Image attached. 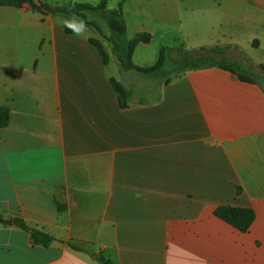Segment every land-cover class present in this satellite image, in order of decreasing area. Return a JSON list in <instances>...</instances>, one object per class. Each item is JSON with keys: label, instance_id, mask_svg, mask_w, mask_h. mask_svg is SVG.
Wrapping results in <instances>:
<instances>
[{"label": "crops", "instance_id": "0c3cea01", "mask_svg": "<svg viewBox=\"0 0 264 264\" xmlns=\"http://www.w3.org/2000/svg\"><path fill=\"white\" fill-rule=\"evenodd\" d=\"M123 10L129 39L150 36L137 66L163 48L232 45L229 57L259 77L190 69L145 96L132 84L155 87L156 74L124 68L92 26L85 38L68 32L79 17L0 4V105L11 112L0 264H100L101 251L118 264H264V0H125ZM111 79L132 92L126 107ZM220 205L253 209L250 229L215 215ZM16 217L53 242L34 243Z\"/></svg>", "mask_w": 264, "mask_h": 264}, {"label": "trees", "instance_id": "16d2710c", "mask_svg": "<svg viewBox=\"0 0 264 264\" xmlns=\"http://www.w3.org/2000/svg\"><path fill=\"white\" fill-rule=\"evenodd\" d=\"M125 0H121L119 6L115 9L108 7L107 0H101L97 4L89 2H69L52 4L43 0H0V4L22 8L27 6L31 11L41 14L66 13L76 15L86 22L88 26L94 27L103 37V28L101 25L89 18V14L99 15L105 22L107 29L110 31V41L114 45L116 55L124 68L132 69L141 74H153L162 69V66L171 62L178 73H184L190 69H197L209 66H218L236 74L241 80L247 82H256L259 74L249 69L245 64L234 61L229 57V49L232 45H206L193 49L184 47L163 48L160 52L158 61L150 67H140L133 63L132 55L135 47L140 42L149 41L148 33H139L134 38L127 37V27L124 19ZM66 30L73 33L66 27ZM92 44L98 49L104 63L109 62V54L101 38H91ZM264 67V66H263ZM112 84L120 94V102L123 107L127 106L126 100L132 92L128 91L120 82L111 79ZM10 108L6 105H0V129L6 127L10 121ZM239 192L241 189H238ZM215 215L231 223L237 229L246 232L252 226L255 220V212L251 208H240L230 205H220L215 211ZM3 217L0 215V220ZM14 223L31 232L32 239L36 244H42L48 247L54 240L53 236L41 228L29 226L24 219L14 218ZM70 247L75 250L84 251V248L72 242ZM95 259L100 264H118L111 258L107 257L103 251L96 254Z\"/></svg>", "mask_w": 264, "mask_h": 264}, {"label": "rangeland", "instance_id": "374dc122", "mask_svg": "<svg viewBox=\"0 0 264 264\" xmlns=\"http://www.w3.org/2000/svg\"><path fill=\"white\" fill-rule=\"evenodd\" d=\"M89 18L97 21L101 25V27L103 28L104 36L102 37L101 34H99L97 30L96 32L99 34V36L104 41L108 43V46H110V48L114 49V45L110 41V38H109L111 36V33L107 29L104 20L99 15H94V14H89ZM136 74H139V73L136 72ZM155 74H156V84L154 85L155 87H152L153 86L152 84L150 85L146 84L145 86L143 81L141 83L134 81L132 84L133 87L140 93L145 94V96L154 97L158 94L161 85L169 81L170 79H172V77H174L175 75H177L178 70L175 68V66L171 62H167L162 66V69L160 71H157ZM140 75L145 76L143 74H140Z\"/></svg>", "mask_w": 264, "mask_h": 264}, {"label": "clouds", "instance_id": "9594fccd", "mask_svg": "<svg viewBox=\"0 0 264 264\" xmlns=\"http://www.w3.org/2000/svg\"><path fill=\"white\" fill-rule=\"evenodd\" d=\"M64 26L71 30L76 37L85 38V33L87 32V24L82 19H77L72 17L64 21Z\"/></svg>", "mask_w": 264, "mask_h": 264}, {"label": "water", "instance_id": "95a60500", "mask_svg": "<svg viewBox=\"0 0 264 264\" xmlns=\"http://www.w3.org/2000/svg\"><path fill=\"white\" fill-rule=\"evenodd\" d=\"M8 222H12L11 220H8Z\"/></svg>", "mask_w": 264, "mask_h": 264}]
</instances>
